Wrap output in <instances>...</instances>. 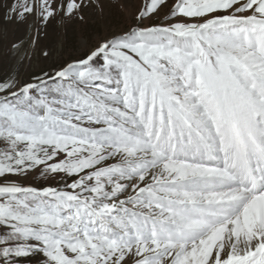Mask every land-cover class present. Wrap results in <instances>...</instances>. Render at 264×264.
<instances>
[{"label": "snow or ice", "instance_id": "6c2138e0", "mask_svg": "<svg viewBox=\"0 0 264 264\" xmlns=\"http://www.w3.org/2000/svg\"><path fill=\"white\" fill-rule=\"evenodd\" d=\"M105 3L12 0L2 20L31 17L36 48ZM131 7L27 79L30 56L0 65V264H264V0Z\"/></svg>", "mask_w": 264, "mask_h": 264}, {"label": "rangeland", "instance_id": "374dc122", "mask_svg": "<svg viewBox=\"0 0 264 264\" xmlns=\"http://www.w3.org/2000/svg\"><path fill=\"white\" fill-rule=\"evenodd\" d=\"M12 0H0V31L6 29L7 41H23L24 44L19 53L14 56L7 50V41L0 43V65L6 64L9 60H19L22 56H30L23 61V79H27L32 72H39L40 69L47 70L50 66L62 63L72 56L81 54L87 45L96 43L102 36L114 31H120L131 23L132 5L138 4L139 0H106L105 10L102 14L94 9H89V19L86 24L67 22L62 25L58 21L52 22L47 29H42L39 45L34 48L31 44L34 28L32 18L25 23H3V16L6 12V5ZM173 0H169L171 4ZM127 3L129 8L122 10L120 5ZM158 19L154 17L153 20ZM41 50L50 52L48 58L40 55ZM29 182H40L39 176L30 178Z\"/></svg>", "mask_w": 264, "mask_h": 264}]
</instances>
